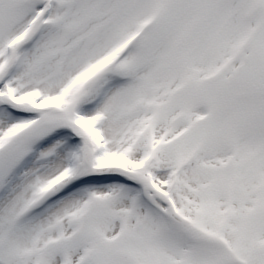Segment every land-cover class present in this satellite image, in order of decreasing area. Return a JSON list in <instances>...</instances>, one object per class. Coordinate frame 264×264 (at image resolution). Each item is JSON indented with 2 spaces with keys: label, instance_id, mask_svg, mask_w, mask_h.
I'll use <instances>...</instances> for the list:
<instances>
[{
  "label": "rangeland",
  "instance_id": "obj_1",
  "mask_svg": "<svg viewBox=\"0 0 264 264\" xmlns=\"http://www.w3.org/2000/svg\"><path fill=\"white\" fill-rule=\"evenodd\" d=\"M244 1L57 0L47 23L40 21L35 33L20 41L12 59L0 56V87L9 83L3 85L2 78L7 77L18 86L19 92H24L23 95L36 88L44 95L55 93L82 63L125 38L147 12L154 13L143 42L131 49L125 66L118 65L122 57L102 67L85 87L78 84L73 95L64 96L62 100L59 113L74 119L73 97L95 91L100 80L115 79L114 73L129 74L128 71L142 65L153 67L142 80L120 87L110 97L101 112L104 119L99 121L107 127L105 135L110 141L109 148L104 151L92 148L91 153L83 157L80 173H89L88 162L93 167H100L99 162L103 160L115 165L112 173L143 172L149 164L150 167L154 164L148 194L164 195L167 188L171 189L177 210L183 215H194L191 223L199 231L212 238L226 236L234 251L249 264H264V0H258L261 7L255 19L260 30L241 57L244 61L242 71L233 73L231 80L220 79L218 88L199 83V76L212 70L218 60L230 52ZM35 2L0 0V44L27 18L35 8ZM39 29V36L33 40ZM31 42L33 45L28 48L26 45ZM22 43L26 47H22ZM13 70L18 75H14ZM183 79L186 84L182 90L170 94V87ZM158 89H164L167 94L153 107L155 119L152 125L157 131L145 132L132 149L129 146L130 127L139 122V118L143 119V110L148 111L140 99L143 95L148 99ZM236 95L241 97L237 99ZM40 99H36V103ZM93 102L85 103L83 110L90 117L98 113ZM206 103L212 108V117L192 126L182 138L171 140L181 126L199 113V104ZM44 113L38 125L19 137H16L19 129L9 133L5 141L14 139L9 143L12 147L0 145V188L8 185L9 193L13 183L15 188L16 182L26 177L34 188L44 183L42 174L47 172L49 162L59 156L56 147H60V142L55 136L45 146H34L37 140L56 133L62 126L55 113L48 110ZM8 115L1 113L0 122L12 121ZM136 116L139 117L133 118ZM224 116H227L225 122L231 133L219 138L214 130ZM84 132L89 136L95 134L87 127ZM151 136L155 139L152 157L140 160ZM210 143H215L218 153L206 150ZM229 147L235 149L232 156L226 153ZM19 152L23 153L26 171L22 177L15 174L11 164ZM141 161L148 165L141 166ZM103 169L107 168L95 170L108 177L111 170ZM256 185L259 188L254 190ZM127 196L125 193L106 194L87 203L83 207L87 214L80 222L81 233L74 240L67 239L70 226L66 218L52 226L61 206L28 224L12 225L10 216L24 203L26 196L11 207L7 200L2 201L0 215L4 221L0 231V259L4 264H76L77 261L80 264L219 263L222 256L213 249L185 248L180 238L186 235L179 229L180 225L171 221L172 216L169 215L168 221L161 226L140 208L131 206L132 201L129 202ZM154 199L159 201L161 198L155 196ZM67 209L69 207L65 206L64 210ZM43 226L47 229L41 230ZM121 229L123 233L116 239ZM176 232L180 234L174 236ZM46 237L52 240L61 237L62 241L60 244L52 241L44 249L42 260L35 263L29 254L30 242L37 238L42 242ZM82 248L86 256H82ZM61 249L67 253L63 263L57 256Z\"/></svg>",
  "mask_w": 264,
  "mask_h": 264
},
{
  "label": "bare ground",
  "instance_id": "obj_2",
  "mask_svg": "<svg viewBox=\"0 0 264 264\" xmlns=\"http://www.w3.org/2000/svg\"><path fill=\"white\" fill-rule=\"evenodd\" d=\"M105 59V58H104ZM107 59V58H106ZM90 60H88V61H86L85 63H87V62H89ZM97 61V60H96ZM94 63V62H93ZM63 81V80H62ZM48 94V93H47ZM49 95H52V98H51V100H52V103H56V101H57V99H58V96L57 95H55L54 93H52V94H49ZM84 99H86V98H84ZM44 102H46V101H44ZM66 122H68L67 120H66ZM76 126V125H75ZM224 131H225V127L222 125V127H220L219 129H218V136H219V138H221L220 137V135L219 134H221V133H224ZM227 132L228 131H226L225 133L227 134ZM118 138L119 139H121V137L120 136H118ZM2 141H3V139H1ZM121 141H122V139H121ZM206 150H213V153L215 154V153H218V151H217V148L218 147H216L215 146V143H210V144H208L207 146H206ZM58 160L56 159V161H55V163L57 162ZM103 162H106L105 160H103ZM59 164V163H58ZM58 164H56V166H55V169H53L52 170V173H48L45 177H44V179H47V178H49V177H51L56 171H57V168H58ZM107 166H109V167H112V165H110V164H108ZM28 185H29V182H28V180L27 181H25V182H23V183H21V185H19L18 187V190L17 191H14V192H12L13 194L12 195H8V196H6V198L3 200V202L5 201V200H7L8 201V206H12L13 204L15 205L16 203L18 204L19 203V201H20V198H21V196L24 194V191L26 190V188L28 187ZM61 202H62V200H60ZM59 201V202H60ZM75 203V201H74V199L72 198V197H69V198H67L66 199V203H65V205L64 206H66V205H68V206H70V208H73L74 207V204ZM13 205V206H14ZM73 205V206H72ZM60 211L61 210H57V212L58 213H60ZM69 213V212H68Z\"/></svg>",
  "mask_w": 264,
  "mask_h": 264
}]
</instances>
